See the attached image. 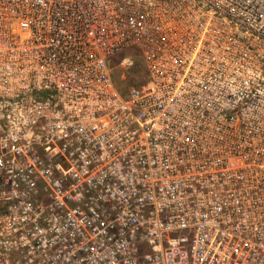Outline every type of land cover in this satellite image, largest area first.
Wrapping results in <instances>:
<instances>
[{
  "label": "built area",
  "instance_id": "obj_1",
  "mask_svg": "<svg viewBox=\"0 0 264 264\" xmlns=\"http://www.w3.org/2000/svg\"><path fill=\"white\" fill-rule=\"evenodd\" d=\"M0 264H264V0H0Z\"/></svg>",
  "mask_w": 264,
  "mask_h": 264
},
{
  "label": "rangeland",
  "instance_id": "obj_2",
  "mask_svg": "<svg viewBox=\"0 0 264 264\" xmlns=\"http://www.w3.org/2000/svg\"><path fill=\"white\" fill-rule=\"evenodd\" d=\"M118 63V62H117ZM138 69H134V71H131L128 75H127V78H128V82H121L119 80L120 76H121V72H119L118 70L115 72V76H116V79L118 80V85L125 88L127 87L128 85L127 84H131L133 83L134 81H136V79H138L141 75H142V72L140 71L139 67L136 66ZM112 72H113V63H112ZM126 84V85H125Z\"/></svg>",
  "mask_w": 264,
  "mask_h": 264
}]
</instances>
